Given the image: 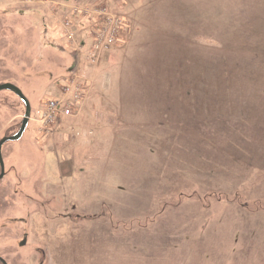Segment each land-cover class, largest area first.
I'll use <instances>...</instances> for the list:
<instances>
[{
    "label": "rangeland",
    "instance_id": "obj_1",
    "mask_svg": "<svg viewBox=\"0 0 264 264\" xmlns=\"http://www.w3.org/2000/svg\"><path fill=\"white\" fill-rule=\"evenodd\" d=\"M75 1L105 3L127 19L97 65L86 58L89 39L79 55L64 35ZM77 66L97 90L123 87V114L104 117L98 140L80 104L42 124L43 104L62 105ZM5 82L32 106L22 137L2 147L0 255L9 264H153L183 246L164 243L178 225L230 215L219 196H205L214 204L205 210L213 204L197 200L204 191H232L224 195L248 213L264 205V195H248L264 191V0H0ZM24 114L23 101L1 90L0 139ZM209 243L208 260L218 253L217 240Z\"/></svg>",
    "mask_w": 264,
    "mask_h": 264
},
{
    "label": "crops",
    "instance_id": "obj_2",
    "mask_svg": "<svg viewBox=\"0 0 264 264\" xmlns=\"http://www.w3.org/2000/svg\"><path fill=\"white\" fill-rule=\"evenodd\" d=\"M78 66L75 70L77 72ZM84 84L85 90L79 102L80 115L84 113L85 122H94L95 139L98 140L100 137L103 138L102 136L109 125L104 117L113 114L114 110L117 114H123V87L121 94L117 95L114 91L111 93V85H108V90H106L107 88L97 90L93 79H86ZM116 97H118V104L114 100ZM106 99H113V101L108 104ZM91 100L95 102H91ZM77 123H82V119L81 122L77 121ZM81 125L84 126L83 124ZM103 142V140L99 141L102 144ZM86 147L87 145L83 149ZM80 148L82 149V147ZM74 156L79 159L78 153H74ZM98 159L106 164L116 160L122 162L121 157L115 159L112 157L111 159L109 157L95 158V160ZM115 188L116 191L123 190V181ZM230 192L232 191H204L201 196H198L197 200L200 198L204 204L212 203L205 196H219L216 200L217 207L228 209L230 212L228 217L231 220H227L228 217L224 221L218 218L205 221L190 219L182 224L178 223L180 225L177 224V234L175 236H166L164 243L167 244L168 242L169 245L173 244L174 247L175 245L183 246L170 253L167 258H163L160 262L158 261L159 258H154L153 264H188V262L189 264H223L222 260L227 263L229 261L230 264H246L247 261H253L251 264H261L260 261L264 259V205H257V210L254 213H248L247 203L239 202L234 198L233 194L227 197L224 195ZM248 195L251 201L257 202L258 198L264 195V191H248ZM225 197L226 203H224ZM195 204L197 205L196 210L198 206L204 208L198 202H195ZM212 207H214V204L211 207H206L205 210ZM197 211H202V209ZM233 214H235L234 219ZM181 235L183 236L181 237ZM215 239L217 240L218 253L212 255L208 260L205 254L213 243H209V245L207 243Z\"/></svg>",
    "mask_w": 264,
    "mask_h": 264
},
{
    "label": "built area",
    "instance_id": "obj_3",
    "mask_svg": "<svg viewBox=\"0 0 264 264\" xmlns=\"http://www.w3.org/2000/svg\"><path fill=\"white\" fill-rule=\"evenodd\" d=\"M72 18L65 19L63 25L68 41L75 43L77 31L75 22L77 17L84 18L88 25L87 36L92 38V46L86 55L87 60L97 65L101 57L109 51L123 37V29L127 26L126 20L122 14L115 11L105 3H98L93 7H88L76 3L71 7ZM84 79L78 72H75L73 78L68 80L65 91L61 93L63 99L62 105L54 101V98L48 99L39 111L42 116L43 126L49 127L50 124L58 122L63 116H70L73 110L82 98L84 91Z\"/></svg>",
    "mask_w": 264,
    "mask_h": 264
},
{
    "label": "water",
    "instance_id": "obj_4",
    "mask_svg": "<svg viewBox=\"0 0 264 264\" xmlns=\"http://www.w3.org/2000/svg\"><path fill=\"white\" fill-rule=\"evenodd\" d=\"M1 90H11L12 92H14L23 101V103L25 105V114H24L23 120L21 122L20 128L16 133H14L12 135H5L4 137H2L0 139V180L5 175V164H4V159H3V155H2V147L5 144V142L18 140L22 137L23 133L25 132V130L27 128V125L29 123V119H30L31 113H32L31 112L32 111L31 102L19 86H17L16 84H14L12 82H5V83L0 84V91ZM25 243H26V238H24L20 242V246H23ZM0 260L4 264H8L6 262V260L1 256H0Z\"/></svg>",
    "mask_w": 264,
    "mask_h": 264
},
{
    "label": "trees",
    "instance_id": "obj_5",
    "mask_svg": "<svg viewBox=\"0 0 264 264\" xmlns=\"http://www.w3.org/2000/svg\"><path fill=\"white\" fill-rule=\"evenodd\" d=\"M83 2V1H82ZM76 3H78L79 4V2H76L75 1V4ZM99 2H96V3H93L92 1H89V2H83L82 4H80V5H84V6H88V7H93L94 5H97ZM112 9H114L115 11H117V12H119L118 10H117V8H112ZM70 11H71V15L69 16V17H71L72 18V9H71V7H70ZM120 14H122L121 12H119ZM123 15V14H122ZM123 17H124V15H123ZM78 19H79V17H77ZM125 18V17H124ZM125 20H126V23H127V19L125 18ZM74 23H76L77 25H75L74 27H75V30L77 31V34H79V33H81V34H83V38H78L77 36H76V38L78 39V40H76V42L75 43H73V45L75 46L74 47V50H76V51H78V53L80 54V49L82 48V46L84 45V43H85V41H86V39H89V48H88V52H89V50L91 49V46H92V38L88 35L87 36V29L86 30H84V28L88 25L86 22H85V25L83 26V27H81V28H78V25H79V23H84L83 21H79V23H77V22H75L74 21ZM65 36L67 35L66 33L64 34ZM66 38H67V36H66ZM68 40V39H67ZM87 52V53H88ZM75 72H77V71H75ZM74 72V73H75ZM157 213V215H158V217L161 215V211H159V212H156Z\"/></svg>",
    "mask_w": 264,
    "mask_h": 264
},
{
    "label": "flooded vegetation",
    "instance_id": "obj_6",
    "mask_svg": "<svg viewBox=\"0 0 264 264\" xmlns=\"http://www.w3.org/2000/svg\"><path fill=\"white\" fill-rule=\"evenodd\" d=\"M24 238H26V241H27V235H26V232L24 233ZM24 238H23V239H24ZM23 239H22V240H23ZM22 240H21V241H22ZM21 241H20V242H21ZM19 244H20V243H19ZM25 244H26V243H25ZM25 244H24V245H25ZM0 256L3 257L2 255H0ZM3 258H4V257H3ZM4 259H5V258H4ZM5 260H6V262L8 263L7 259H5ZM0 264H4V263L0 260ZM8 264H9V263H8Z\"/></svg>",
    "mask_w": 264,
    "mask_h": 264
},
{
    "label": "bare ground",
    "instance_id": "obj_7",
    "mask_svg": "<svg viewBox=\"0 0 264 264\" xmlns=\"http://www.w3.org/2000/svg\"><path fill=\"white\" fill-rule=\"evenodd\" d=\"M102 58V57H101ZM55 101V100H54ZM55 102H57L58 103V101H55ZM30 120V119H29Z\"/></svg>",
    "mask_w": 264,
    "mask_h": 264
}]
</instances>
